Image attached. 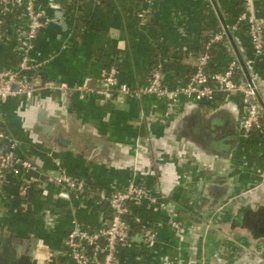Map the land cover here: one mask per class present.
I'll list each match as a JSON object with an SVG mask.
<instances>
[{"label":"crops","instance_id":"0c3cea01","mask_svg":"<svg viewBox=\"0 0 264 264\" xmlns=\"http://www.w3.org/2000/svg\"><path fill=\"white\" fill-rule=\"evenodd\" d=\"M57 1L72 20V29L63 43L53 39L49 43L43 37L35 42L43 54L52 45L56 50L44 66L48 78L72 84L85 74L95 76L101 66L115 62L122 81L142 85L147 82V67L159 62L164 83L172 87L192 72L205 37L233 23L243 0H154L144 24L133 13L138 6L146 5L145 0H75L73 3L81 8L78 15L71 9V2ZM37 6L44 9L43 0H37ZM254 6L256 15L264 18V0H254ZM81 14L94 19H83ZM5 19L10 23L7 42L0 46L3 57L10 53L13 32L24 25L25 18L10 10ZM88 20L90 27L86 26ZM231 56L249 61L252 72L264 78V54L254 55L243 27L227 29L223 43L212 51L209 69H222ZM50 96L62 101L59 94ZM98 98L101 96L96 93L83 98L70 93L65 101L67 124L72 135L90 126L100 133L103 142L119 143L111 149L109 162L92 159L85 152L87 145L79 143L49 155L46 146L31 143L19 126L14 113L17 100L3 105L6 128L31 143L25 148L27 155L42 169L53 167L57 158L70 174L83 177L93 193L89 190L78 195L46 184L33 187L21 197L18 176L7 174L0 180V262L72 264L62 245L71 219L91 228L106 224L110 211L95 192L110 191L134 178L167 200L168 211L182 224L183 237L174 236L166 212L135 207L143 223L158 228L157 241L140 259H135L132 251L122 250L121 264H154L163 255L179 256L177 264H258L256 255L261 254L264 239L253 238L234 218L242 206L264 203V184L259 183L257 175L264 157V135L255 133L240 145L238 98L219 99L216 105L234 103L236 109H218L185 98L174 105L151 96L117 95L111 103H99ZM213 111L221 112L238 134L235 147L227 152L203 149L195 140L197 125L210 132L206 122ZM190 142L202 149L193 152L188 149ZM210 184L215 186L209 189ZM216 187L222 189L215 191ZM139 227V223L134 226L136 239Z\"/></svg>","mask_w":264,"mask_h":264},{"label":"built area","instance_id":"2783aa9c","mask_svg":"<svg viewBox=\"0 0 264 264\" xmlns=\"http://www.w3.org/2000/svg\"><path fill=\"white\" fill-rule=\"evenodd\" d=\"M153 1L145 0V6L140 5L134 10V17L140 24L146 23L147 17L151 15L150 5ZM254 7V0H243L242 8L230 26L225 24L223 30L210 32L205 37L203 49L197 53L193 70L187 79L171 87L164 83V70L159 62H153L147 67V82L142 85H130L122 81L115 63L104 64L95 76L85 74L72 84L43 78L41 68L50 63L52 57L38 59L33 54L38 30L46 21L37 6V0H0V12L4 16L10 10H15L25 18L24 25L13 32L14 44L10 53L3 57L0 52V180L7 174H16L21 197H26L33 187L46 184L59 186L78 195L90 190L83 177L70 174L57 158L53 159V167L42 169L25 152L31 143L39 142L22 141L9 132L4 124L1 112L3 103L10 98L29 99L43 90L59 94L62 102L66 101L70 93H76L79 98L95 94L97 87L104 90L100 98L103 102L109 95L107 90L111 88L116 89L118 96H151L171 105L185 98L191 103L216 106L219 99L224 102L235 96L238 98L240 141L245 143L255 133L264 135V78L260 79L252 72L249 61H243L244 70L240 61L233 56L222 69H209L212 49L223 43L227 29L233 31L243 27L254 55L263 56L264 18L256 15ZM71 9H75L77 15L80 14L81 8L77 3H72ZM8 23L10 19H0V46L7 42ZM93 81L96 82L95 86ZM47 151L51 155V151ZM257 175L259 183L264 184V157ZM95 193L99 201L107 204L109 219L106 224L94 228L81 224L76 218L71 219V226L65 233L62 245L72 264H121L120 252L124 249L132 251L135 259H140L143 252L150 250L157 241L158 228L153 223H143L135 213V207L166 212L169 216L167 225L174 236L178 239L183 237L182 224L168 211L167 200L146 184L131 178L121 186L112 187L110 191L100 189ZM136 223L140 224V236L137 239L133 235ZM260 252L257 256L258 264H264V248ZM180 261L179 256L163 255L154 264H177Z\"/></svg>","mask_w":264,"mask_h":264},{"label":"water","instance_id":"95a60500","mask_svg":"<svg viewBox=\"0 0 264 264\" xmlns=\"http://www.w3.org/2000/svg\"><path fill=\"white\" fill-rule=\"evenodd\" d=\"M44 9H41L46 21L42 27L39 28L36 40L38 38H48V42L51 43V39L58 41V43H63L66 36L70 33L72 29V20L66 15L65 11L61 8L59 1L57 0H43ZM35 40V42H36ZM52 40V41H53ZM34 42L33 54L38 59H42L43 57L55 55L54 46H49L50 49L47 54L42 53L41 47H36V43ZM56 44V43H54ZM52 48V49H51ZM243 69L246 68L243 65V61L239 58ZM258 84H261L259 80H257ZM264 92V89H262ZM42 94L46 96L48 99V105L40 106L34 112L28 114L29 121H25V123L21 124V129L25 133L31 131L38 140L39 144H42L47 147L50 151H57L58 148L67 149L72 146L74 143H79L81 145H87L86 154L95 159L97 161L109 162L112 159L110 155L111 149H114L118 146L119 143H107L102 141V137L100 133L89 126V130L81 131L79 134H71L69 133V126L67 124V109L65 102H58L56 99L50 96L49 91H41ZM32 99H18V98H10L5 103L1 105V112L3 105L8 103V101H15L17 104L26 105ZM97 102L103 103L102 99H96ZM234 108V103H221L215 108L224 109V108ZM17 107H14V113L17 114L19 111V116H21L22 112L17 110ZM231 136L233 137L232 142L221 150L215 149V151L227 152L231 147H235L236 139L238 137L237 132H231ZM208 137L212 138L211 134ZM30 140H33L29 136ZM202 149L201 147H199ZM204 149V148H203ZM141 155L140 152L137 153ZM215 185H209L210 189ZM218 189H222V187L214 188L215 191ZM238 224L243 226L245 230L249 232V234L253 238L264 239V203L258 205H244L240 208L234 218ZM4 247V251H5ZM257 258V255H256ZM36 264V263H34Z\"/></svg>","mask_w":264,"mask_h":264},{"label":"flooded vegetation","instance_id":"af4514ba","mask_svg":"<svg viewBox=\"0 0 264 264\" xmlns=\"http://www.w3.org/2000/svg\"><path fill=\"white\" fill-rule=\"evenodd\" d=\"M48 104L46 96H42L40 94H36L32 97L30 102L26 105H17V110H20L22 112L21 116H19V111H17V116L19 117L18 122L19 126L21 127V124L25 123V121H29L28 114L31 112H34L37 110L40 106H46ZM206 124L208 125L209 133L201 130L200 125H197L193 133L196 135L195 140L197 141V144H199L201 147L207 149V150H221L223 148H226L233 140V137L231 136V132H235V130L231 129V126L228 125L227 120L225 116L219 112V111H213V113L210 114L209 120H207ZM27 137L29 136L35 141L38 142L36 136L31 132L28 131L25 133ZM211 134L213 137L210 138L208 135ZM192 143L188 145V149H192V151L198 153L199 148L195 147L194 145H191Z\"/></svg>","mask_w":264,"mask_h":264},{"label":"trees","instance_id":"16d2710c","mask_svg":"<svg viewBox=\"0 0 264 264\" xmlns=\"http://www.w3.org/2000/svg\"><path fill=\"white\" fill-rule=\"evenodd\" d=\"M77 2H78V0H76ZM67 2H71V3H73V2H75V0H67ZM81 16L83 17V19H94L92 16H84V15H82L81 14ZM0 19H5V16L0 12ZM90 23H89V20L86 22V26L88 27H90ZM219 46V44H217V45H215V47H218ZM215 48H213L212 49V51L214 50ZM52 60V59H51ZM109 63H115V62H109ZM116 64V63H115ZM209 68H210V66H209ZM41 75H42V77L43 78H48V75H47V72H46V70H45V67L43 66L42 68H41ZM96 90H97V92H96V94L97 95H99V96H101V97H103V94H104V90L103 89H101V88H99V87H97L96 88ZM107 92H108V97L105 99L106 100V102L107 103H111L112 102V100L115 98V96L117 95V92H116V89H114V88H111V89H109V90H107ZM9 131V130H8ZM10 132V131H9ZM244 142L243 141H241L240 142V145L241 144H243ZM136 225V224H135ZM134 225V226H135ZM0 264H2L1 262H0ZM6 264H18V263H12V262H7ZM21 264V263H20Z\"/></svg>","mask_w":264,"mask_h":264},{"label":"rangeland","instance_id":"374dc122","mask_svg":"<svg viewBox=\"0 0 264 264\" xmlns=\"http://www.w3.org/2000/svg\"><path fill=\"white\" fill-rule=\"evenodd\" d=\"M232 203V202H231Z\"/></svg>","mask_w":264,"mask_h":264}]
</instances>
